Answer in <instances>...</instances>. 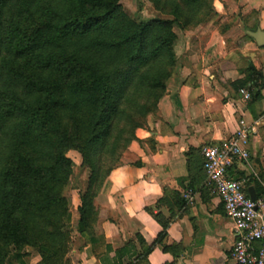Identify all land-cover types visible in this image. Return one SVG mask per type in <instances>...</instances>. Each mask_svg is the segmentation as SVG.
Wrapping results in <instances>:
<instances>
[{"label":"crops","instance_id":"crops-1","mask_svg":"<svg viewBox=\"0 0 264 264\" xmlns=\"http://www.w3.org/2000/svg\"><path fill=\"white\" fill-rule=\"evenodd\" d=\"M213 8L212 18L178 34L156 111L94 195L89 228L77 231L79 264H234L233 223L206 184L202 149L244 120L250 158L228 174L264 197V47L249 35L264 32V0H213Z\"/></svg>","mask_w":264,"mask_h":264},{"label":"trees","instance_id":"trees-1","mask_svg":"<svg viewBox=\"0 0 264 264\" xmlns=\"http://www.w3.org/2000/svg\"><path fill=\"white\" fill-rule=\"evenodd\" d=\"M24 1L35 27L33 41L11 58L2 52L0 39V245L12 241L19 246L23 240L65 247L71 221L62 195L71 170L65 150H79L92 169L100 149L108 148L119 160L164 94L175 62L172 26L181 18L178 26L190 28L198 12L204 16L213 8V0H171L166 5L162 0L164 8L170 5L172 20L128 26L113 17V7H106L109 0H60L66 4L62 10L54 7L60 1ZM0 6L6 10L3 0ZM45 11L52 14L49 19ZM45 32L51 38L42 39ZM55 39L77 70L69 72L76 83L54 91L38 85L41 74L14 66L22 54L52 47ZM89 192L78 207L80 233L93 215L96 193Z\"/></svg>","mask_w":264,"mask_h":264},{"label":"rangeland","instance_id":"rangeland-1","mask_svg":"<svg viewBox=\"0 0 264 264\" xmlns=\"http://www.w3.org/2000/svg\"><path fill=\"white\" fill-rule=\"evenodd\" d=\"M3 1L6 3V10H2L3 6H0V39L2 40V46L4 47L2 52L7 53V56L12 58L18 53V51L23 50L22 48L27 45L28 41H33L36 33L35 27L32 26V22L28 19L25 13L26 8L24 0ZM21 1H23L24 4ZM79 1L81 2V0ZM90 1L93 2V0ZM163 1L164 5H166L165 3L170 2L171 0ZM108 2L110 3H106V7H113V17L118 18L119 22H121L120 24L124 26H128L131 22L148 23L156 19L172 20L174 17V15L168 13L170 11L169 4H167L166 8L161 6L162 0H159L158 3L154 0H109ZM54 3V7L58 10L65 9V2L62 3V1H60V3ZM77 7L80 6L77 5ZM202 8L203 7H201V9ZM210 9L211 10L204 16L201 15V12H198V16L192 18L193 25L188 29H181L178 26V24L180 25L182 22V19L180 18L179 21L181 22H177V24L172 26V31L175 33L176 39L178 34H186L188 30H194L196 27L212 18L215 10L212 6ZM185 11L184 8V13H186ZM44 15L45 19H49L52 14L49 11H45ZM199 20L202 22L197 24ZM43 38H51L50 32H45L42 39ZM175 42L176 40L174 41V44ZM43 49L40 48L30 53L22 54L19 60H16L14 67L20 69L28 66L33 73L38 75L41 74V81L40 77L35 76L36 79L39 80V86L44 88L50 87L54 91L55 89L64 90L68 85L76 83V81L71 80L72 74L69 73L72 70L76 72L77 69L74 70L76 65H71L66 55L61 52L59 41L55 39L52 47L46 46ZM175 66L176 61L174 62L173 69ZM169 78L164 82L165 87ZM44 92L46 91H43L41 97H44ZM26 96L28 99H32L33 95L26 94ZM65 151L66 157L70 160L71 166L67 184L62 188V195L66 197L68 208L71 212V221L67 226L69 230L68 242L65 244V247L57 245L42 247V245L39 244L30 245L23 240L20 242L19 246L13 244L12 241H7L6 243H3L2 246L0 245V264H79L80 249L84 239L77 238L78 233L75 223V210L80 207L82 203L81 199L84 195L87 196L86 193L88 191H90L89 193L91 194L96 193L99 190L104 178L111 169L118 165L119 160H114V156L108 153V148L106 150L100 149L93 157L95 166L94 169H92L85 162L84 157L79 150L67 148ZM92 218L93 216L89 219V224L92 223ZM37 222L40 223V225H43L41 219ZM55 223L56 226H60L58 219H55Z\"/></svg>","mask_w":264,"mask_h":264},{"label":"built area","instance_id":"built-area-1","mask_svg":"<svg viewBox=\"0 0 264 264\" xmlns=\"http://www.w3.org/2000/svg\"><path fill=\"white\" fill-rule=\"evenodd\" d=\"M240 93L248 98L245 90L241 89ZM247 135V125L241 120L235 134L202 149V165L207 186L219 197L233 223L235 241L230 258L234 264H264V197L252 199L244 189V181L228 174L235 161L250 158L249 150L241 142ZM193 195V190L188 188L183 196L191 201Z\"/></svg>","mask_w":264,"mask_h":264},{"label":"water","instance_id":"water-1","mask_svg":"<svg viewBox=\"0 0 264 264\" xmlns=\"http://www.w3.org/2000/svg\"><path fill=\"white\" fill-rule=\"evenodd\" d=\"M249 35L256 40L259 47H264V32L257 30L255 32H249ZM250 197L255 199V195L252 190H250Z\"/></svg>","mask_w":264,"mask_h":264}]
</instances>
